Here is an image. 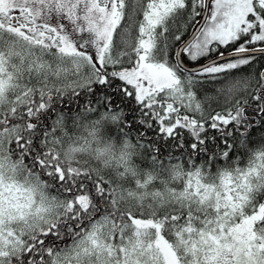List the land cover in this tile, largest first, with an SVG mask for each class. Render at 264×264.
<instances>
[{
  "label": "snow or ice",
  "instance_id": "obj_1",
  "mask_svg": "<svg viewBox=\"0 0 264 264\" xmlns=\"http://www.w3.org/2000/svg\"><path fill=\"white\" fill-rule=\"evenodd\" d=\"M0 264H264V0H0Z\"/></svg>",
  "mask_w": 264,
  "mask_h": 264
},
{
  "label": "trees",
  "instance_id": "obj_2",
  "mask_svg": "<svg viewBox=\"0 0 264 264\" xmlns=\"http://www.w3.org/2000/svg\"><path fill=\"white\" fill-rule=\"evenodd\" d=\"M127 119L128 120H132L133 119V116L132 115H129L128 117H127ZM133 135H135V133L133 134ZM151 135V134H150ZM233 155V158H235V156L237 155V153H233L232 154ZM242 155V163H241V166H244V164H246L247 163V156H244L243 154H241ZM197 163H199V161H197ZM55 193L53 192V195H54Z\"/></svg>",
  "mask_w": 264,
  "mask_h": 264
}]
</instances>
